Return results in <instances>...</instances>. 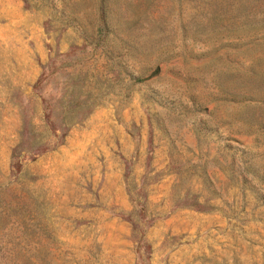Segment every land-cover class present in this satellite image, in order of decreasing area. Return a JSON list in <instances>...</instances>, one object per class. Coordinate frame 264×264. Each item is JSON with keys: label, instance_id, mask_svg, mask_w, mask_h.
<instances>
[{"label": "rangeland", "instance_id": "1", "mask_svg": "<svg viewBox=\"0 0 264 264\" xmlns=\"http://www.w3.org/2000/svg\"><path fill=\"white\" fill-rule=\"evenodd\" d=\"M225 10L0 0V264H264V30Z\"/></svg>", "mask_w": 264, "mask_h": 264}, {"label": "trees", "instance_id": "2", "mask_svg": "<svg viewBox=\"0 0 264 264\" xmlns=\"http://www.w3.org/2000/svg\"><path fill=\"white\" fill-rule=\"evenodd\" d=\"M221 9L226 6L225 13H229L227 17L230 22H238L240 25L244 26L247 31L252 28H261L264 30V0H219ZM99 7L98 22L93 29V40L90 43L92 47L100 46V48H105L107 45L104 41V37L108 32L107 22L104 18V14L101 11V6ZM224 12V9L221 10ZM239 17V19H237ZM113 64L111 65L112 68ZM110 68V69H111ZM253 74V73H252ZM257 82H261L264 86V73L259 74V77L256 78ZM261 86V85H259ZM262 87V86H261ZM241 100L244 105V112L250 118L251 126H255L260 133V136L263 140V152H264V94L259 96L258 94H247L241 96ZM199 138V135L197 136ZM230 169V176L234 179L236 177V172L234 168V162ZM245 171L248 173L251 169H254L251 163L245 165ZM205 180L210 176L209 170L206 166L203 169ZM177 176H181V171L176 173ZM210 198L204 199L202 203H197L191 205L197 211H211L214 208V205L210 204ZM145 202L146 197H144L143 202L139 200L135 201V206H140L141 211H145ZM132 222L134 218L131 217ZM135 227V226H134Z\"/></svg>", "mask_w": 264, "mask_h": 264}]
</instances>
